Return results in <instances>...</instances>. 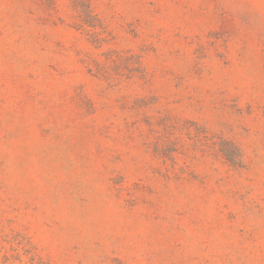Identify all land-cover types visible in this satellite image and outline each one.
I'll list each match as a JSON object with an SVG mask.
<instances>
[{"label": "rangeland", "instance_id": "obj_1", "mask_svg": "<svg viewBox=\"0 0 264 264\" xmlns=\"http://www.w3.org/2000/svg\"><path fill=\"white\" fill-rule=\"evenodd\" d=\"M0 264H264V0H0Z\"/></svg>", "mask_w": 264, "mask_h": 264}]
</instances>
